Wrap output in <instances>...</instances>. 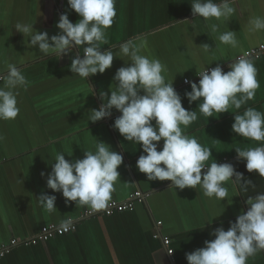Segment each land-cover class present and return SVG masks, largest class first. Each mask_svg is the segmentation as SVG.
<instances>
[{
	"label": "crops",
	"instance_id": "1",
	"mask_svg": "<svg viewBox=\"0 0 264 264\" xmlns=\"http://www.w3.org/2000/svg\"><path fill=\"white\" fill-rule=\"evenodd\" d=\"M192 2L115 0L116 16L101 50L109 48L118 57L103 74L86 80L70 71L68 56L44 55L29 44L28 36L15 30L17 23H34L37 31L54 35L60 31L56 24L65 12L71 22H77L80 17L68 8L67 0H0V73H6L8 65L13 64L27 81L17 90L18 116L0 120V136L4 138L0 141V249L13 238L34 236L43 225H62L69 220L77 223V229L69 234L36 245L16 246L0 264H188L186 253L214 239L210 235L214 228L223 226L227 230L229 221L234 222L241 211H247L249 205L232 181L226 182L228 198L222 201L204 196L199 185L179 190L169 187L171 181H148L136 167L142 148L112 127L121 114L117 110L113 109L110 118L88 121L91 109H98L102 103L99 91L110 94V89L115 90V71L130 63L122 56L120 45L131 42L140 55L160 60L166 69L162 73L166 82L174 80L182 96V106L197 112V121L181 128L185 135L212 149L213 156L206 163L216 159L218 163H232L237 170L246 168L234 148H252L261 142L238 136L231 125L234 113L242 114L249 107L264 113V52L252 60L260 87L255 98L239 110L230 107L218 117L200 115L198 102L189 105L184 97L186 90L191 91L184 79L198 82L196 72L217 64L226 72L238 55L264 43V31H249L250 19L264 17V0H230L235 9L232 16L207 21L192 15ZM214 2L219 4L221 0ZM212 25H217V31ZM229 30L237 39L234 48L218 39ZM205 43L211 47L207 53L202 52ZM80 51L83 56V48ZM98 139L123 156L111 200H126L136 191L143 192L146 199L126 212L85 217L89 207L66 204L62 193L47 188L46 179L57 153H65L68 160L82 159L84 151L94 150ZM41 193L57 197L54 212L39 205L37 197ZM158 221H162L160 233L172 239L173 256L162 239L154 238ZM246 264H264V251L249 257Z\"/></svg>",
	"mask_w": 264,
	"mask_h": 264
},
{
	"label": "clouds",
	"instance_id": "2",
	"mask_svg": "<svg viewBox=\"0 0 264 264\" xmlns=\"http://www.w3.org/2000/svg\"><path fill=\"white\" fill-rule=\"evenodd\" d=\"M67 5L80 18L73 23L67 12L60 14L56 24L60 31L54 35L37 31L34 23H17L15 30L24 37L28 36L29 44L44 55L68 56L70 71L79 78L87 80L98 73L103 74L112 67L114 57H118L109 48L101 50L107 44L106 31L116 16L115 0H67ZM191 12L194 17L207 21L211 18L227 19L235 9L230 6V0H221L219 4L214 0H193ZM249 25L251 32L264 31V17L250 19ZM212 30L217 31V25H212ZM218 39L222 44L237 46L234 31H225ZM81 48L83 56L80 55ZM210 48L205 43L202 52L207 53ZM120 51L130 63L115 71V90L110 89V94L99 91L102 103L98 109H91L88 121L110 118L113 109L121 113L114 119L112 127L125 140L140 145L143 151L136 167L146 174L148 181H171L169 187L179 190L186 187L196 189L199 185L204 196L218 201L228 198L226 182L232 181L241 193H246L249 186L254 187L253 181L245 179L232 163H218L214 159L207 164L213 156L212 149L203 147L196 138L183 133L181 125L187 128L197 121L198 115L182 106V96L175 89L174 80L166 82L162 74L166 69L160 60L140 55L139 48L131 42L122 43ZM229 69L225 72L217 64L196 72L198 82L185 79L191 91L186 90L184 97L189 105L198 102L200 115L218 117L230 107L239 110L255 98L260 84L253 61L248 57L237 58ZM0 81H3L0 86V120H14L20 111L17 90L26 86V77L18 67L9 64L8 71L0 73ZM231 128L240 137L261 142L256 147L234 149L237 159L245 162L248 172L255 171L264 178V113L251 107L242 114L234 113ZM3 139L0 136V141ZM98 141L94 150L84 151L82 159L68 160L65 153H57L51 163L47 188L62 193L66 204L75 202L76 206L101 210L111 200L115 182L120 178L117 169L123 163V156L113 151L109 144ZM202 169H205L203 173ZM56 198L47 193L37 197L39 205L49 213L56 210ZM246 204L249 205L247 211H241L234 222L229 221L227 230L223 226L214 228L210 232L214 239L205 240L203 247L185 254L188 264H246L249 257L264 251V193L247 197Z\"/></svg>",
	"mask_w": 264,
	"mask_h": 264
},
{
	"label": "built area",
	"instance_id": "3",
	"mask_svg": "<svg viewBox=\"0 0 264 264\" xmlns=\"http://www.w3.org/2000/svg\"><path fill=\"white\" fill-rule=\"evenodd\" d=\"M264 52V43L257 47L247 49L243 53L237 56V58L248 57L249 59H259ZM236 58V59H237ZM210 69V68H209ZM188 79V78H186ZM189 80V79H188ZM185 81V79H184ZM185 83V82H184ZM146 199V195L141 191H136L132 196L126 200H110L107 207L101 210L88 209L85 211V217L96 216L99 214L111 216L116 213L126 212L132 210L137 203H143ZM162 226V221L157 222V231L154 234V238L162 239L167 252L170 256H173L174 249L172 247V239L169 236H164L160 233L159 228ZM77 229V223L74 220H69L68 223L57 225L55 223L46 224L41 227V229L32 237L27 239L13 238L8 244H4L0 249V260L5 257V255L16 246H31L38 243L47 242L58 236L69 234Z\"/></svg>",
	"mask_w": 264,
	"mask_h": 264
},
{
	"label": "trees",
	"instance_id": "4",
	"mask_svg": "<svg viewBox=\"0 0 264 264\" xmlns=\"http://www.w3.org/2000/svg\"><path fill=\"white\" fill-rule=\"evenodd\" d=\"M241 163H245L244 161H241ZM236 171H239L243 173V176L245 179H251L253 181L254 187L249 186V189L246 193H242L244 200L246 201L247 197H255L257 193H264V178L259 177L258 173L255 171L248 172L245 169H236Z\"/></svg>",
	"mask_w": 264,
	"mask_h": 264
}]
</instances>
